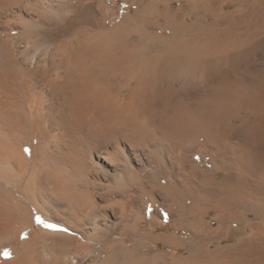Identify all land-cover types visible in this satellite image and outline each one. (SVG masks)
<instances>
[{"label":"bare ground","instance_id":"obj_1","mask_svg":"<svg viewBox=\"0 0 264 264\" xmlns=\"http://www.w3.org/2000/svg\"><path fill=\"white\" fill-rule=\"evenodd\" d=\"M190 1L184 13L182 5L165 11L160 1L137 0L119 22L113 0H0V264H159L135 247L140 234L151 237L141 233L151 223L148 206L159 196L196 222L213 183L219 202L249 200L248 209L264 210V62L222 50L264 37V0L244 8L236 7L243 0ZM195 1L207 17L220 2L221 19L201 50L188 62L160 50L136 62L134 26L163 16L166 28L184 34L200 11ZM227 4L236 7L229 16ZM165 72L181 80L163 86ZM218 150L226 155L220 169L237 174L225 182L239 189L216 183L194 159ZM130 190L148 200L134 204ZM194 226L187 241L196 234L206 242L205 226ZM165 242L178 245L171 236ZM240 243L232 263L264 264V245ZM201 254L174 263H228Z\"/></svg>","mask_w":264,"mask_h":264},{"label":"rangeland","instance_id":"obj_2","mask_svg":"<svg viewBox=\"0 0 264 264\" xmlns=\"http://www.w3.org/2000/svg\"><path fill=\"white\" fill-rule=\"evenodd\" d=\"M136 1L137 0H113L115 9H118L119 22L122 21L126 13H129V12L134 13V11L138 9V6L135 4ZM152 1H155V2L160 1L161 2L160 9L165 10V11H168L169 9L177 10L178 6L182 5L183 12L189 13L190 7H191L190 5L191 3H189L191 2L190 0H172L168 3L163 2L161 0H145V5L147 3H151ZM243 1L242 3L236 5V7L244 8L245 5L253 6V5H256L255 3L257 0H254L255 2L253 0H246V2H243ZM219 3L220 2H212L211 10L213 12L211 13L209 17H207L205 15V12H202L201 2L195 1L194 5L197 6L201 12L199 10H195L194 16L192 18L189 17L188 26H190V28H187L184 31V34H183V31H179V30L172 31L168 27L166 28L167 22L163 16H155V17L151 16V20H149V22L146 21L147 22L146 27L140 28L141 25L138 26L140 30L137 28V26L136 28L134 26V29H132V33H130V38L133 39V41L135 40L134 42L132 41L134 44L136 42L135 47L138 45L137 47H140L141 49H143L141 50L140 48L138 49L136 47L137 50L135 51L137 52V56H138L136 62H148V59L153 57V55H155L157 51L159 52V50H160L159 55H163L162 53L164 52V54L166 53L167 56H171L170 57L172 59V61L170 60L171 62H188L191 54L194 51L201 50L202 46H204L203 43L205 42L206 39H208L209 34L211 36V34L213 33L211 27L209 28V26L211 25L210 23L220 21L221 16L216 15L217 11L218 12L220 11ZM229 5L231 4H227L224 9L225 15L227 16H229V13L231 10H234L236 8V7H229ZM205 16L208 18V20L206 19ZM201 19L207 20V21L204 22ZM157 23H159L161 27H164V28L160 29L159 26L156 25ZM177 26H179V24L173 25V28L174 27L177 28ZM135 29L137 30L135 31ZM146 31L149 33L152 32L153 34L158 32L157 34L161 35L162 37L159 36L160 38L158 39L156 38L157 40L154 39L155 37H152L153 38L152 39L148 36L149 34ZM142 32L143 33L146 32V33L141 34ZM218 36L220 35L218 34ZM216 37L217 35H214V38ZM135 38L138 40H136ZM137 41H140L141 44H139V42ZM141 41L143 43L146 42L145 46L147 47H145ZM241 47L237 48V47L230 46V48L228 47L230 50L226 48L222 50L228 51L229 53L231 52L238 53L240 54V57L241 56L244 57L243 59H245L246 56H247L246 58L250 57L249 58L250 62H264V37L263 36L258 42V44L257 43L256 44L255 43H252V44L243 43V47L242 48ZM220 49L221 48L216 49V50L218 51ZM208 50L210 51L213 49L208 48ZM168 74L169 73L166 74L165 72L163 75L164 76L163 79H165L164 83H162L163 86H166L165 85L166 83L167 85L169 84L172 85V83L176 84L179 80H181L180 76L174 75L171 77V75H168ZM175 76L177 79L175 78ZM163 79L161 77V81ZM216 155L217 156L214 157V155L209 154L208 156L203 158L201 154L197 153L195 154L194 159L197 161V163L200 166V169H202V171H204L205 174L211 175V178L214 177L215 179L214 181L215 182L217 181L216 183L220 184L223 182L225 186L228 187L227 190L229 188L239 189L238 186L236 187V185H234L233 183L231 184V183L225 182L226 179L228 178V175L231 177L236 176L237 175L236 171L234 169H231V170L230 169L229 170L220 169L218 165L219 163H221V161L223 160V158H225L226 155H224L223 151H220V150L216 152ZM84 166L86 167V169H88V165L84 164ZM87 175H88V178L90 177L89 180L92 181L93 180L92 175H90L89 172ZM161 181L163 185H167V182L165 179H162ZM177 181L181 182L180 180H177ZM133 185H136V184L132 182L129 186H133ZM216 185L217 184L213 183L207 186L208 191L215 192L213 195L209 197L205 195L206 197H202L204 195L203 194L201 196V199L197 202V204L200 207L198 211H200L201 214H205V217L203 218L201 217L200 220L196 222H192V218L188 214L185 213L187 211L186 210L181 211L180 210L181 207L179 208V205L177 204L176 206L175 205L172 206L173 209L168 210V207L167 205L164 204L163 199L158 196L157 197L158 202L156 201L155 203L149 205L148 209L146 210V220L147 221L150 220L151 223L147 225L146 227L147 231L144 230L141 232L142 234L143 233L145 234L147 232L150 234L151 237H143L140 234L139 236L136 237L137 242L135 244V247L144 248L145 253L142 255L148 259H156L159 264H176L174 263L175 262L174 260H177V259L184 260L185 259L186 261V260L191 259L192 256L200 254V252H202L201 255H203V253H210L212 255H216V254L220 255L222 257H225L226 260H228L226 261L228 262L227 264H234L232 263L233 262L232 258L235 256L238 250V247L241 244L240 242H243V243L245 242L244 244L245 247L249 242L251 245L252 244H255L258 246L261 244L264 245V210L260 212V211H255V209H248V205L250 204L249 200H245L240 206L237 205L235 207H230L231 206L230 204L226 205L222 203L223 201L219 202V200L223 198V193H219V190L217 191V189L215 188ZM172 188L175 189V186H172ZM224 190H226V188ZM133 191L130 190V193L131 192L134 193V194L131 193L133 197H130V201H132L134 204L141 203L140 200L143 198L141 195H139L141 194V192L136 193L137 190H133ZM176 196L180 197L178 196V193ZM147 197L148 196L145 195L144 196L145 200L143 198L142 202L147 201L148 200ZM137 198H139L140 202L138 201ZM166 200L168 203L171 202V200H168V197ZM181 200H182V203L187 202L189 203V205H191V202L189 201L191 199L185 201V199L183 198ZM204 208L205 210H202ZM155 211H156L158 220L154 219L155 218L154 215L152 216V213H154ZM182 212L183 214L184 213L185 214L183 215ZM181 214L183 215V217ZM222 216H223V219H221ZM233 216H235L236 219H233ZM181 222L184 223L185 226L184 224H181ZM192 224H194L195 225L194 227L197 229L200 228L201 226L203 227L205 226L206 233L205 235H203L204 238L202 239H208L206 242L203 243L200 237H198V235L196 234H194L195 236L190 240V242L187 241V235L190 234L189 226ZM157 235L162 236V238L158 240H153L152 237H156ZM166 236L173 237L176 240V243H178V245L170 246L169 244H167L165 242ZM199 247H201L202 250L198 252V250L196 249H198Z\"/></svg>","mask_w":264,"mask_h":264},{"label":"snow or ice","instance_id":"obj_3","mask_svg":"<svg viewBox=\"0 0 264 264\" xmlns=\"http://www.w3.org/2000/svg\"><path fill=\"white\" fill-rule=\"evenodd\" d=\"M5 255H8V253H7V251H5V253H4Z\"/></svg>","mask_w":264,"mask_h":264}]
</instances>
